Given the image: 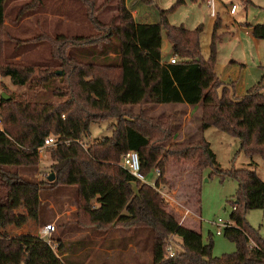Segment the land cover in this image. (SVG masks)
I'll list each match as a JSON object with an SVG mask.
<instances>
[{
    "label": "trees",
    "instance_id": "obj_1",
    "mask_svg": "<svg viewBox=\"0 0 264 264\" xmlns=\"http://www.w3.org/2000/svg\"><path fill=\"white\" fill-rule=\"evenodd\" d=\"M78 1L97 36L55 37L50 58L59 62L57 74L56 70L3 62L2 43L10 38L3 24L5 0H0V78L26 89L18 95L10 94L7 100L0 97V264L66 263L58 257V243L52 249L37 236H9L5 232L10 203L18 191L25 193L22 199L29 205L26 217L16 221L17 225L26 218L35 219V195L40 190L56 187L75 189V217L79 212L89 228L116 226L130 233L145 232L151 243L150 264H264V243L244 218L249 210H264V184L255 172H229L228 176L237 181V190L228 216L232 226L222 229L221 235L235 249L231 254L212 257L211 244H202L199 233L182 227L165 211L158 188L165 183L163 176L170 160L188 164L200 177L206 164L215 167L214 155L203 139L174 142L170 117H150L142 110L147 105L199 106L202 130L214 128L236 138L245 156L257 155L264 161L263 81L246 89L240 98H229L228 89L214 75L216 21L209 57L204 60L199 52V27L187 30L168 26L167 11H159L157 23H136L125 1L115 0L117 24L110 21L101 25L94 17V0ZM142 1L149 4L152 0ZM242 1L250 4L249 0ZM181 3L178 0L175 5ZM40 6V0H31L15 17ZM244 27L253 39L264 40V24ZM161 29L170 56L175 58L173 64L160 63ZM111 39L117 43L115 64H82L70 59L65 51L104 43L111 46ZM133 106L138 110L133 111ZM108 119L115 121L111 134L83 147L88 126ZM48 136L57 139L55 146L44 149L50 161L48 173L35 182L23 179L19 169L35 168L37 149ZM127 151L137 154L140 176L150 168L158 171L153 186L119 166L120 156ZM50 174L53 179L48 182ZM198 185L194 187L195 205ZM172 237L179 240V250L168 256Z\"/></svg>",
    "mask_w": 264,
    "mask_h": 264
},
{
    "label": "rangeland",
    "instance_id": "obj_2",
    "mask_svg": "<svg viewBox=\"0 0 264 264\" xmlns=\"http://www.w3.org/2000/svg\"><path fill=\"white\" fill-rule=\"evenodd\" d=\"M31 0H5L4 31L8 38L2 43V60L8 64H19L23 67L47 68L59 72L60 66L56 59L50 58L54 47L52 40L57 36L64 37H96L97 34L87 24L84 18V8L78 0H40L41 6L35 10L22 12L17 18L16 12ZM130 2L133 0H129ZM152 0L149 4L135 0L127 7L139 10L137 20L143 12L147 13V22L154 24L159 21V11L165 14L168 26H182L187 30L199 27V52L202 59L209 57V44L214 21L217 29L214 32L215 73L222 78L244 79L248 89L262 80L264 83V40H253L245 25L264 24V0H213L214 17L209 16L204 0ZM95 20L101 25L113 21L117 24L116 1L94 0ZM232 3L236 7L234 15H228L227 7ZM172 10L168 9L172 6ZM126 7V8H127ZM132 8V9H131ZM62 17V18H60ZM246 32V34L244 33ZM160 59L169 58V48L160 31ZM111 41V46L99 44L97 47L80 49L66 48L67 56L79 63L93 65H108L117 63L115 52L117 43ZM239 64V65H237ZM243 65V72L238 73V66ZM240 68V70H241ZM24 87L10 85L7 78H0V95L9 97L24 92ZM261 92L264 96V86ZM233 99H237L234 98ZM166 105L165 108L143 107L146 115L160 118L170 117L169 125L174 132V142L183 136L197 140L203 138L209 150L214 155L215 167L206 164L197 173L191 171L188 164L169 161L163 179L164 185L159 186V193L165 204V211L184 228H196L201 235L202 244H211V256L218 258L234 252V245L223 238L215 236V228L210 224L221 220L229 221L231 203L235 201L237 181L228 176L230 171L251 169L264 184V161L257 155L245 156L239 150V141L214 128L200 129L197 127L200 118V107L190 110L183 106ZM167 107V108H166ZM137 111L136 106L132 107ZM189 110V121L182 120V115ZM113 119H108L88 126V135L83 139V147L93 141L108 137L111 134ZM196 129V130H195ZM191 135V137H189ZM170 143L172 141L169 139ZM168 142L164 143L167 150ZM35 168H20V176L35 182L43 179L48 173L50 161L48 152L37 153ZM217 170V171H216ZM156 177L150 168L143 175V183L151 186ZM197 203L194 187L197 186ZM193 187V188H192ZM40 202L34 205L35 220L26 218L23 226L7 232V235L31 234L49 241L55 249L57 243L61 249L58 257L67 264H150L151 243L145 232L130 233L116 226L89 228L86 218L75 217L77 213L76 193L73 187H56L43 189L38 193ZM188 214L184 216L185 212ZM24 213V212H22ZM80 218L82 221H80ZM248 226L252 228L264 243V210H249L244 215ZM45 226L51 228L44 231ZM7 231V229H6ZM171 251H177L179 240L172 237ZM65 263V264H66Z\"/></svg>",
    "mask_w": 264,
    "mask_h": 264
},
{
    "label": "crops",
    "instance_id": "obj_3",
    "mask_svg": "<svg viewBox=\"0 0 264 264\" xmlns=\"http://www.w3.org/2000/svg\"><path fill=\"white\" fill-rule=\"evenodd\" d=\"M125 1V6L127 7V4H129L130 5V3L131 2H133V1H135V0H133V1H129V0H124ZM204 3H205V5L207 6V8H208V12H209V16L210 17H214V15H215V5L213 4L212 5V7H208V5L206 4V0H204ZM251 3V2H250ZM132 4V3H131ZM230 5H234V4H232V3H230L229 5H228V7L230 6ZM131 6V5H130ZM228 7H227V10H228ZM127 9L130 11V14H131V16H132V18H133V20H134V22H136V23H141V24H149L148 22H147V20H145L146 18H147V13L146 12H143L142 13V17H144L143 19V22H140L141 21V18L139 19V20H137V17H138V13H140L139 12V10L138 9H136L135 8V10L134 9H132V10H130L128 7H127ZM4 10H5V6H4ZM235 12H236V8H235V10H234V12L232 13V14H228V15H234L235 14ZM228 13V12H227ZM4 17H5V14H4ZM60 18H62V17H60ZM5 19V18H4ZM3 24H4V22H3ZM245 34H246V32H244ZM246 36H250V34H248L247 33V35ZM251 37V36H250ZM252 38V37H251ZM253 39V38H252ZM253 40H256V39H253ZM167 45H168V48H169V53L168 54H170V51H171V49H170V46H169V44L167 43ZM171 57V56H170ZM169 57V58H170ZM169 58H167L166 60H162V59H160V63L161 64H163V63H167L168 62V59ZM237 65H239V64H237ZM239 68L237 69L238 70V73H240V72H243L242 71V68L241 67H244L243 65H241V66H238ZM240 68H241V70H240ZM214 71H215V66H214ZM214 75H215V77H216V79L218 80V81H220L221 83H222V86H224V87H226L227 89H228V96H229V98H231V99H233V97L234 98H240L242 95H243V93L245 92V90H246V88L248 87L247 85V83H245V81H244V79H242V81H241V83L239 82V77L238 78H230V79H228L227 81H226V79L227 78H222V77H220V76H217L216 75V73L214 72ZM259 81V80H258ZM257 83V82H256ZM255 83V84H256ZM255 84H253V85H255ZM253 85H251V86H253ZM250 86V87H251ZM217 92H218V90H217ZM166 105H171V104H166ZM165 104L164 105H147V106H144V107H149V108H165V106H166ZM172 105H175V106H183V107H185V108H187V109H191L192 107L191 106H189V105H186V104H172ZM174 106V107H175ZM137 107V106H136ZM198 107V106H197ZM197 107H195V109L197 108ZM138 108V107H137ZM143 108V107H142ZM167 108V107H166ZM143 110V109H142ZM189 110H188V112H187V114H185V115H182V120H184V121H186V123H188V121H189V115H190V113H189ZM200 114V113H199ZM148 116H150V117H158V116H153V115H148ZM167 117V116H166ZM199 124H198V127H197V135L199 134V128H200V118H199ZM201 129V128H200ZM196 130V129H195ZM174 133V132H173ZM191 135L192 134H190V136L189 137H191ZM195 136V135H194ZM193 136V137H194ZM193 137H191L190 139L188 138V139H186V138H184L183 136H181V138L180 139H178V140H175V142H181V141H187V142H191V141H195V140H197L196 138H193ZM201 139H203V138H201ZM200 140V139H199ZM19 193V194H18ZM18 193L15 195V199L10 203V207H9V213L7 214V216H8V225L5 227V232L7 233V232H10V231H12V229H17L18 227H21V226H23V224H24V222L23 223H20L19 225H17L16 224V221H19L21 218H25L26 217V213H27V209H26V205L28 206L29 204H28V201H24L23 199H22V196H23V194H25L24 192H21V191H18ZM36 196V202H40V200H39V197H38V194H36L35 195ZM22 212H24V213H22ZM26 220V219H25ZM35 220V219H34ZM6 229H7V231H6ZM10 231H9V230ZM192 231H194V232H197V233H199L197 230H196V228H190ZM17 235H19L18 233H16Z\"/></svg>",
    "mask_w": 264,
    "mask_h": 264
},
{
    "label": "built area",
    "instance_id": "obj_4",
    "mask_svg": "<svg viewBox=\"0 0 264 264\" xmlns=\"http://www.w3.org/2000/svg\"><path fill=\"white\" fill-rule=\"evenodd\" d=\"M206 4L208 5V7H212L213 5V0H206ZM235 5H230L228 7V14H232L235 10ZM175 62V58L174 57H170L168 59V62L169 64H173ZM1 130V129H0ZM57 143V139L53 136H48L46 138L43 139L42 141V144L41 146L37 149V153H40L42 152L46 147H49V146H55ZM119 166L125 170L129 175H131L133 178L139 180L140 182H143V177L139 175V164H138V157H137V154L135 152H132V151H127L125 152L124 154H122L120 156V160H119ZM153 173L155 175V177L157 178L158 177V171L153 169ZM44 177V176H43ZM151 186H153V184H151ZM185 214L184 216H186V214H188L187 211H184ZM214 228H215V232H214V235L215 236H219L221 235V232H222V229L224 228H228V227H231L232 226V222L230 221H226V222H223L221 220H216V222H212L210 223ZM51 227L50 226H45L44 227V231H47L49 230ZM46 241V240H45ZM46 243L53 249L54 247H52V244L50 245L49 241H46ZM252 244L249 243V247L251 246ZM167 252V255L168 256H172V251H171V248H167L166 250Z\"/></svg>",
    "mask_w": 264,
    "mask_h": 264
},
{
    "label": "water",
    "instance_id": "obj_5",
    "mask_svg": "<svg viewBox=\"0 0 264 264\" xmlns=\"http://www.w3.org/2000/svg\"><path fill=\"white\" fill-rule=\"evenodd\" d=\"M57 74H59V72H56ZM0 97L3 99V100H7V97L3 94L0 95ZM53 179V176L50 174L49 177L47 178V181L50 182L52 181Z\"/></svg>",
    "mask_w": 264,
    "mask_h": 264
}]
</instances>
